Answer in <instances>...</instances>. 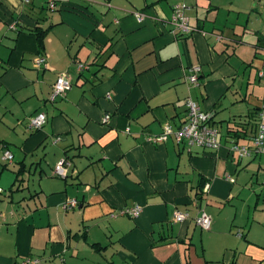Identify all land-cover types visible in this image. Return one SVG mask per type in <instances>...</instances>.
I'll use <instances>...</instances> for the list:
<instances>
[{
	"label": "crops",
	"instance_id": "0c3cea01",
	"mask_svg": "<svg viewBox=\"0 0 264 264\" xmlns=\"http://www.w3.org/2000/svg\"><path fill=\"white\" fill-rule=\"evenodd\" d=\"M176 3L199 31L161 25ZM37 18L41 45L25 30ZM63 72L71 86L52 102ZM261 78L264 0H0V264H264V154L229 151L250 145L252 124L230 134L264 113ZM188 97L212 113L216 151L147 140L184 122ZM37 112L46 121L29 128ZM134 205L137 217L118 213Z\"/></svg>",
	"mask_w": 264,
	"mask_h": 264
},
{
	"label": "built area",
	"instance_id": "2783aa9c",
	"mask_svg": "<svg viewBox=\"0 0 264 264\" xmlns=\"http://www.w3.org/2000/svg\"><path fill=\"white\" fill-rule=\"evenodd\" d=\"M23 4H28L30 0H21ZM53 2L49 3V8H53ZM145 14L142 11H136L135 17L137 21H142ZM169 25V31L175 36H183L190 34L194 31H199L196 27H193L189 23V18L185 13V6L183 4L176 3L172 6L171 15L168 19L161 20V25ZM13 26V25H11ZM45 62V58L42 55H38L35 59V65L40 67ZM83 68L82 64H78V69ZM200 67L199 65H192L188 69V73L185 77L186 82L189 85L195 86L198 84ZM71 86L70 78L65 72L60 73L52 84L51 93L49 95L50 101H55L57 97H63L67 89ZM186 109V117L184 122L176 129L172 128L169 124H164L162 131L157 135L148 136L147 140L153 143L164 142L168 136H173L178 144H184L188 148L201 147L207 150L216 151L220 145L219 129L211 122L212 113L210 111L202 110L197 103L191 98L184 100ZM257 119L255 120V131L251 135L250 145L238 144L232 142L229 151L235 154L238 158L252 157L256 155L264 154V113L263 111L257 112ZM108 115L104 116V120H107ZM46 121V115L44 112H37L34 115L28 117L27 125L29 128H40ZM3 146L0 143V147ZM2 149L1 158L4 161H12V153L8 149ZM69 165V161L65 158L61 159L53 166V173L55 175L64 177L66 175V169ZM232 181V178L227 177ZM264 187V180H263ZM1 193V189H0ZM77 204L75 199H67L63 204L64 210L75 207ZM141 212V208L134 205L129 208H121L119 214H127L130 217H137ZM189 218L187 211L174 212V221H183ZM194 222L203 230L210 228L211 219L209 215L200 210L197 215L194 216ZM27 264H36L37 260H27Z\"/></svg>",
	"mask_w": 264,
	"mask_h": 264
},
{
	"label": "trees",
	"instance_id": "16d2710c",
	"mask_svg": "<svg viewBox=\"0 0 264 264\" xmlns=\"http://www.w3.org/2000/svg\"><path fill=\"white\" fill-rule=\"evenodd\" d=\"M47 8H49V4L47 5ZM54 8L55 7H53L52 9H54ZM49 9H51V8H49ZM83 13H85V12H83ZM85 14H87V13H85ZM39 19H41V18H37L36 19V24L34 26H32L30 28H26L25 30L35 34L36 37H37L38 44L41 45L42 44L43 35L47 31L48 27L42 26L41 23L38 24V20ZM249 124H252V129H253L254 126H255V121L253 123H250V121H244L243 123H240L241 129L238 131V130H235L234 128H232L231 129L232 131H231L230 135L234 136L235 138L236 137L238 138L239 136L246 137L247 136L246 130H247V126Z\"/></svg>",
	"mask_w": 264,
	"mask_h": 264
},
{
	"label": "rangeland",
	"instance_id": "374dc122",
	"mask_svg": "<svg viewBox=\"0 0 264 264\" xmlns=\"http://www.w3.org/2000/svg\"><path fill=\"white\" fill-rule=\"evenodd\" d=\"M261 82H264V78H261ZM187 147V146H186Z\"/></svg>",
	"mask_w": 264,
	"mask_h": 264
}]
</instances>
